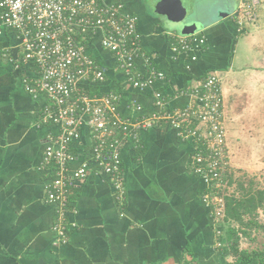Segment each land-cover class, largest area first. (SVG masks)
<instances>
[{"label": "crops", "instance_id": "obj_1", "mask_svg": "<svg viewBox=\"0 0 264 264\" xmlns=\"http://www.w3.org/2000/svg\"><path fill=\"white\" fill-rule=\"evenodd\" d=\"M245 1L253 0H238L231 12L193 32L203 36V45L174 53L171 35L193 33L165 27L166 18L153 9L155 2L104 0L120 3L125 13L137 16L138 73L145 74L149 62L163 75L143 91L127 82L112 54L100 46L99 37L88 43L105 74L102 82L89 84L87 92H117L120 111L130 118L151 112L156 92L171 108L190 103L189 87L209 72L218 76L228 153L230 144L231 149L238 148L230 157L229 178L233 182L229 192L236 194H241V178H249L243 183L247 189L250 177L255 178L264 165L240 162L250 163L258 156L247 145L238 146L243 136L247 143L264 145V127L253 133L240 124L244 118L253 121L256 97L264 94V0H257L252 8L251 21L244 13ZM35 75L31 64L18 68L0 58V264H226L223 226L202 200L208 187L191 171V144L165 123L141 130L137 140L122 147L125 194L120 203L99 168L74 182L68 196V239L59 243L52 229L54 205L45 199L50 173L41 167L48 135H55L58 127L41 121L47 100L24 88L23 80ZM89 147V128L83 125L71 149L89 153Z\"/></svg>", "mask_w": 264, "mask_h": 264}, {"label": "built area", "instance_id": "obj_2", "mask_svg": "<svg viewBox=\"0 0 264 264\" xmlns=\"http://www.w3.org/2000/svg\"><path fill=\"white\" fill-rule=\"evenodd\" d=\"M256 3H243L250 21L255 19L252 8ZM95 37L134 88L143 91L163 77L149 62L146 73H138L141 41L137 16L125 13L120 3L0 0V58L18 68L26 64L35 68V77L23 80L24 88L33 97L47 100L41 109V121L58 127L55 135H48L41 160L42 169L50 173L44 191L46 201L54 205L52 229L57 241L63 244L68 239L66 215L74 182L86 178L93 167L99 168L110 179L120 203L125 194L121 149L127 141L137 140L141 130L158 123L167 124L182 141L191 144V171L208 187L202 200L211 206L212 217L219 222L224 215L232 166L218 76L209 72L189 87L190 103L171 108L164 95L156 92L155 108L130 118L120 111L121 96L117 92H87L88 85L102 82L105 74L103 65L88 49ZM171 37L174 53L189 52L204 44L201 34ZM83 125L89 128V153H76L71 145L79 139ZM78 158L82 160L73 167Z\"/></svg>", "mask_w": 264, "mask_h": 264}, {"label": "trees", "instance_id": "obj_3", "mask_svg": "<svg viewBox=\"0 0 264 264\" xmlns=\"http://www.w3.org/2000/svg\"><path fill=\"white\" fill-rule=\"evenodd\" d=\"M88 36L85 37L87 40ZM229 178L230 175L227 183L232 185V179ZM243 183L244 181H241L238 184L241 194H236L232 190L224 197V215L219 223L223 226V238L230 258L226 264H264V237L257 246L240 245L243 238L255 240V233L258 232H254V229L260 231L264 229L263 221L258 218L259 210L264 216V187H254L253 182H249L246 189Z\"/></svg>", "mask_w": 264, "mask_h": 264}, {"label": "rangeland", "instance_id": "obj_4", "mask_svg": "<svg viewBox=\"0 0 264 264\" xmlns=\"http://www.w3.org/2000/svg\"><path fill=\"white\" fill-rule=\"evenodd\" d=\"M147 1L150 2L151 0H147ZM237 1L238 0H196L195 5L192 7L191 11L189 12L190 14L188 15V19L192 21H196L200 23V25H204L205 23L218 20L222 18V16H224L225 14L231 12L232 9L235 7ZM163 25L167 27L171 24L167 20H164ZM254 107L257 112L255 113L253 121L251 122L250 120H247L246 118H244V121L241 122L240 124L244 126H248V128H252V132L257 133L260 130V128L264 127V94H261L260 96L258 95L256 97ZM261 133L262 131L260 132V134ZM247 140L248 138L246 136H243L242 144L238 146L240 147V146L247 145L246 147L250 148L252 152L255 151L254 155L258 157L256 159H249L250 163H245L244 161H240V162H243L244 164H248L252 166H255L254 164H256V166L258 164L260 165L261 162L264 163V145L257 142L262 147L261 148L258 144L247 143L246 142ZM243 143H247V144H243ZM257 147L259 148V152L256 149ZM237 150L238 148L231 149V144H230V150L228 153L229 156L230 157L233 156L234 155L233 152ZM234 164L235 165L239 164L236 159H234ZM256 177L255 178L250 177L252 178L251 182H253V186L259 187V188L264 187V165L262 166V169L260 170V172L258 171V173L256 174ZM248 179L249 178H246V177L245 179L241 178L242 181L244 180L246 181ZM258 218L264 223L263 214L262 216L261 215L258 216ZM255 230L257 229H254L253 231L258 232V233H255L256 234L255 240L252 241L250 239L243 238L240 243L241 247L257 246V244L259 245L263 241L262 237H264V229L261 231L260 230L255 231Z\"/></svg>", "mask_w": 264, "mask_h": 264}, {"label": "water", "instance_id": "obj_5", "mask_svg": "<svg viewBox=\"0 0 264 264\" xmlns=\"http://www.w3.org/2000/svg\"><path fill=\"white\" fill-rule=\"evenodd\" d=\"M152 2H155V13L165 17L171 24L168 28H174L181 34H189L202 27L200 23L188 19L196 0H151L150 3Z\"/></svg>", "mask_w": 264, "mask_h": 264}]
</instances>
